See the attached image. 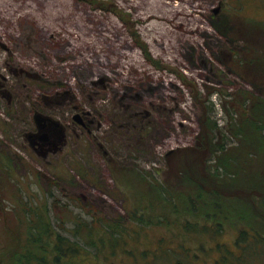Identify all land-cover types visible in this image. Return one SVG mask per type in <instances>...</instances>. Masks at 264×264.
<instances>
[{"label": "rangeland", "instance_id": "374dc122", "mask_svg": "<svg viewBox=\"0 0 264 264\" xmlns=\"http://www.w3.org/2000/svg\"><path fill=\"white\" fill-rule=\"evenodd\" d=\"M221 1L0 0V83L6 80L20 110L37 106L68 125L78 107L95 118L90 133L68 131L64 147L33 160L24 139L31 112L5 111L0 94V126L12 130L7 136L0 130V264H15L40 213L56 234L87 242L86 264H132L133 254L137 264H215L221 255L216 244L239 253L234 242L241 230L264 236V131L247 130L250 144L241 151L247 184H235L245 193L237 189L222 207L217 201L207 211L182 186L188 160L178 158L194 145L202 115L212 105L211 118L227 123L230 98L253 88L222 64L221 48H233L235 28L253 34L255 21L264 26V0H224L215 12ZM113 9L127 15L130 26ZM223 21L237 26L227 28L231 38L214 28L225 32ZM139 42L164 69L144 58ZM50 99L59 102L50 105ZM105 138L114 147L99 149L95 141ZM230 140L219 161L226 156L233 164L239 145ZM253 146L260 158L248 155ZM105 156L119 162L106 164ZM161 191L175 194L172 207ZM114 227L125 243L113 252L102 244L118 236ZM261 253L252 264H264Z\"/></svg>", "mask_w": 264, "mask_h": 264}, {"label": "trees", "instance_id": "16d2710c", "mask_svg": "<svg viewBox=\"0 0 264 264\" xmlns=\"http://www.w3.org/2000/svg\"><path fill=\"white\" fill-rule=\"evenodd\" d=\"M86 1L89 2L90 0ZM253 24V34L246 28V30H240L242 28L239 27L240 29L238 28V33H236L235 28L236 34L231 30L232 32L230 33L237 39V42L240 43L238 45L240 46L237 47V50H234L233 56L229 60L227 59L226 64L246 80V82L249 83L257 93L252 92L251 90L239 91L235 96L231 97L229 104L232 112L231 114L228 112V122L223 123L221 126L210 116V111L213 108L211 105L208 114H203L200 119V132L195 137L194 145L190 148L184 149L183 151L187 153L184 154V156L180 155L178 158L181 160L182 157H186L188 160L186 165H184L185 163H182L181 166L185 171L181 180L183 179L184 182L188 181L187 185L189 184L188 188H186L190 189L187 191V195L191 194L195 197L194 201L196 207L204 208V210L207 211L210 207L213 208L214 203L217 201L221 204L219 207H222V202H228V198L235 195L237 189L242 190L244 193L246 192V187L237 188L235 187V184L242 185L247 181L245 177L246 169L245 166H243L245 160L241 158V151L246 154L245 148L249 147L250 144L248 141V144L246 145L247 130L253 128L255 132L261 134L264 131V54L262 53V50L264 51V49L259 47L264 43L263 40L257 38L259 37L258 29L260 28L263 32L264 26L262 25V21H255ZM238 40H242L245 44L243 43L242 45ZM138 44L143 49L147 59L156 66H160L157 61L152 59L147 51L146 45L140 42ZM182 80L187 81L183 76ZM196 100L201 103L203 102V100L197 96ZM248 104H252L253 108H247ZM0 130H2L1 126ZM230 139L239 145V156L237 155L239 162L235 160V163L233 164L226 158V156L219 161V155L228 150L229 144L227 143L231 141ZM259 141L260 145H262V138ZM252 152L253 153L248 155L253 154V157L255 158L257 156L259 158L261 157L262 152L257 150V148H254V146ZM203 154L208 155L207 157H209L205 162L197 159ZM212 157L217 160V168H212L215 167V162H213L214 160ZM231 158L233 159V157H230V159ZM195 159L198 162H196ZM7 171L10 172V170ZM203 174L212 175L208 178L210 184L203 186L199 182H194V179H200ZM238 175H241L242 178L238 177ZM229 184H233L234 187L228 186ZM221 186H228L229 190L226 191ZM161 193V199L163 201L167 200V206L172 207L170 202L171 199L169 197L175 194H171L169 191H161ZM260 193H262L263 199L260 203L263 204L264 207V187L263 191ZM260 193L257 195L259 196ZM229 206L231 207V205ZM43 215L44 214L41 213L38 214L37 223L34 226H29L27 228L26 236L21 243L20 251L15 259V264H49L51 262L56 264H86L85 255L87 256L90 254L87 242H85V246L77 240L73 241L59 233L56 234L53 231L51 224ZM146 222L147 219L144 220L143 224H147ZM113 229L118 236L114 238L110 237L108 242L102 244V246L104 248V246L107 247L109 244L111 250L114 252L115 249L117 250L122 247L123 242L125 243V240H123L125 237H123V232L118 231L115 227ZM249 232L254 235H249L252 238H249ZM253 237L254 240H252ZM234 245L240 250L239 253H236L235 248H230L225 244H216L221 255L215 260V264H252L250 258L252 256H258L262 254L261 251H264V236L256 231L241 230ZM125 251L126 254L132 252L127 248H125ZM132 257H134L132 264H137V255L133 254Z\"/></svg>", "mask_w": 264, "mask_h": 264}, {"label": "flooded vegetation", "instance_id": "af4514ba", "mask_svg": "<svg viewBox=\"0 0 264 264\" xmlns=\"http://www.w3.org/2000/svg\"><path fill=\"white\" fill-rule=\"evenodd\" d=\"M227 1V0H226ZM102 1L98 2L101 3ZM226 3L224 2V0H222L219 4V6L214 10L215 12H217L218 10H222V6L225 5ZM113 5L112 2L110 3V6ZM116 11V12H115ZM113 13H116L117 15H119L117 13V10L113 9ZM231 14H239L237 11L233 10L232 12H230ZM123 16H120L122 21L128 26H130V24L127 22V19H125V17H127V15L122 14ZM222 23H227L226 26L222 25L221 27H223L221 30L225 31V32H221L216 25H214V28L216 29V31H218V33H220L221 36H224L226 38L230 37L231 35H228L226 32H228L227 30L233 27H237L235 23L232 24H228L229 22L227 21H223ZM132 27V26H131ZM240 27V26H239ZM228 28V29H227ZM241 28V27H240ZM239 28V29H240ZM242 30V29H240ZM135 34V33H134ZM132 35L133 39H135V36L133 34ZM136 35V34H135ZM232 40V39H231ZM241 42V44L243 45V43L245 44V42H243L242 40H238ZM137 42V41H136ZM233 42V48H221V56H222V64H224V66L232 73L236 74L238 77H240L243 82H246V80H244L241 76H239L236 72H234L227 64L226 61L227 59L229 60L232 56H233V52L234 50H237V39L234 38L232 40ZM144 43V42H142ZM145 44V43H144ZM240 44V43H239ZM146 45V44H145ZM138 46L140 47V45L138 44ZM240 46V45H239ZM147 47V45H146ZM141 52L143 53L144 58L154 67L157 69H164V66L161 65L160 62L157 61L158 64H160V66H156L154 63H152L149 59H147V57L145 56L143 49L140 47ZM147 51L150 54L148 47H147ZM150 56L153 58V56L150 54ZM155 60V59H154ZM156 61V60H155ZM180 77V79H182V76L186 79V76L183 74H178ZM4 81V80H3ZM0 83V86L3 89H0V94L3 95L6 100H5V111H11V108L14 106L16 108V111L20 110V106L19 103L16 101V99L13 97V93L11 92V90L6 88V80L4 82ZM183 81V80H182ZM103 82V77H99L97 79V83H102ZM249 84V83H248ZM250 85V84H249ZM251 86V85H250ZM252 92L257 93V91L253 88L251 90ZM65 99V98H63ZM72 98H70L71 100ZM48 103H50V105H52L54 102H59L57 99L53 102V100H47ZM57 106L60 105L59 104H55ZM23 107V106H22ZM27 112H31V116L32 118L30 119L31 122L28 125V130H26L24 133V139H25V144L27 145L28 149L31 151L32 154L31 157L33 160H35V157H33V154L38 156L39 154L41 155H45L48 154L49 152H55L58 149H60L61 147H64L67 142H68V131H75L77 129H80L81 133L83 132H87L90 133L93 129V126L95 124V118L93 116V114H91V112L82 109L80 107H78V110H75L72 114H71V124L69 121V125L65 124L61 119L52 116L50 113H44L40 110L37 109V106L31 110H27V109H21L20 110V114H26ZM11 113V112H10ZM37 113H41L44 116L50 117V121H48V123H46L45 125H43L42 123H38V121L36 120V114ZM22 117V116H21ZM24 119V118H23ZM53 120H56V122H52ZM96 125H100L99 122L96 123ZM2 127V132H7L5 133L6 136L8 135V132H11L12 130L8 129L6 126H1ZM106 138L104 139V141L97 140L95 141L97 147L101 150L104 149H109V147H114L113 145H107L106 143ZM105 153L106 150H105ZM4 158L3 156H1L6 162V157H7V152H4ZM104 162L106 164H116L119 162V159L117 157H112V156H105L104 158ZM128 164V163H127ZM202 177L200 179H194L195 183H200L201 185H207L210 184V180L208 178H210L212 175L210 174H203L201 175ZM183 180V179H182ZM187 182H184L185 184H182V186H184V188H188ZM206 183V184H205ZM196 186V185H195ZM184 263V262H183ZM186 264V263H185Z\"/></svg>", "mask_w": 264, "mask_h": 264}, {"label": "water", "instance_id": "95a60500", "mask_svg": "<svg viewBox=\"0 0 264 264\" xmlns=\"http://www.w3.org/2000/svg\"><path fill=\"white\" fill-rule=\"evenodd\" d=\"M36 120L38 121V123H42L43 125H45L46 123H48V121H50V117L44 116L41 113H37L36 114ZM52 122H56V120H53ZM174 264H185L182 261H176Z\"/></svg>", "mask_w": 264, "mask_h": 264}]
</instances>
